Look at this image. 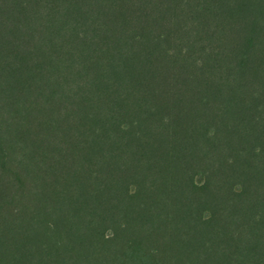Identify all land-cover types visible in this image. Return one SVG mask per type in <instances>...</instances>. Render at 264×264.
I'll return each instance as SVG.
<instances>
[{
	"label": "trees",
	"instance_id": "obj_1",
	"mask_svg": "<svg viewBox=\"0 0 264 264\" xmlns=\"http://www.w3.org/2000/svg\"><path fill=\"white\" fill-rule=\"evenodd\" d=\"M0 264H264V0H0Z\"/></svg>",
	"mask_w": 264,
	"mask_h": 264
},
{
	"label": "rangeland",
	"instance_id": "obj_2",
	"mask_svg": "<svg viewBox=\"0 0 264 264\" xmlns=\"http://www.w3.org/2000/svg\"><path fill=\"white\" fill-rule=\"evenodd\" d=\"M198 180H200V177H198Z\"/></svg>",
	"mask_w": 264,
	"mask_h": 264
}]
</instances>
